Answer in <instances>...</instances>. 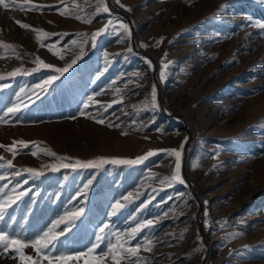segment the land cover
Masks as SVG:
<instances>
[{
  "label": "rangeland",
  "instance_id": "1",
  "mask_svg": "<svg viewBox=\"0 0 264 264\" xmlns=\"http://www.w3.org/2000/svg\"><path fill=\"white\" fill-rule=\"evenodd\" d=\"M5 3L0 203L8 197L15 203L0 230L28 243L23 254L40 264H93L100 257V264H114L111 253L103 256L109 240L115 243L113 233L128 240L132 228L152 220L126 245L140 250L122 254L120 264H200L202 234L204 264H264V0ZM108 3L114 10L104 12ZM110 20L93 43L92 33ZM121 23L134 27L133 39ZM32 29L51 35L38 41ZM37 57L54 67H41ZM73 59L67 72L55 71ZM50 76L58 79L37 87ZM89 96L93 102L85 108ZM13 106L20 110L5 116ZM20 140L28 147L14 144ZM168 149L180 150L181 160L185 154L192 189L183 177L184 183L162 182L175 170ZM150 150L155 154L138 164L61 166L97 157L135 159ZM117 201L124 207L114 212ZM80 209L67 231L64 225L54 230L63 234L48 249L31 247L53 221ZM104 224L109 228L100 233ZM98 234L106 238L89 252ZM0 264L26 262L14 248L0 246Z\"/></svg>",
  "mask_w": 264,
  "mask_h": 264
},
{
  "label": "snow or ice",
  "instance_id": "2",
  "mask_svg": "<svg viewBox=\"0 0 264 264\" xmlns=\"http://www.w3.org/2000/svg\"><path fill=\"white\" fill-rule=\"evenodd\" d=\"M28 3H31V0H27ZM101 3H104V0H100ZM117 2L119 3V0H117ZM0 4L3 5V7L5 9H9L10 5L8 3H5V0H0ZM25 5L21 4L20 7L23 8ZM123 6V5H122ZM33 7H38L37 5H33ZM104 12H108L110 11L109 8L105 5L102 9ZM62 15L65 13H61ZM77 19H80L79 16L76 17ZM87 22H91V21H87ZM16 23L20 24L21 27L23 28H30V25L27 24H23L20 21H16ZM112 24V21L110 20L108 22V25H105L104 28L99 29L98 31L92 33V41L93 43L95 42L96 38L98 36H100L102 33L106 32L107 28ZM121 27L125 30V32H127V34L130 36L131 35V30L129 28V26L127 24H123L121 23ZM260 27L264 28V25H260ZM34 32L37 33V40L40 41L41 39V34H43L44 36H49L51 34H48L46 32H44L42 29H32ZM43 46V45H42ZM49 48L51 50L52 46L49 45ZM131 49H129L130 51ZM55 54V53H54ZM62 58V57H61ZM38 64L43 67V68H53L54 66L48 63H45L42 59H40L39 57L36 58ZM78 59V58H77ZM76 63V59H73L71 64L66 65L63 68H55V71L57 73H60L61 75L65 72L68 71L69 68L72 67L73 64ZM151 62L149 61V64ZM164 67L166 68L167 65L165 64ZM36 70V69H34ZM17 72L19 71V69L16 70ZM10 75H15L14 73H11ZM161 76H163V72L161 73ZM2 78V77H0ZM58 79V77L56 76H50L46 81H44L43 85H37V87H46L47 85L52 84V82L54 80ZM6 86V85H5ZM100 93H95L94 95H99ZM151 96H152V102L153 105H155L156 103V89H155V85H153L152 87V92H151ZM89 102H93V96H89L88 100L85 102V108H87L89 106ZM98 103V102H97ZM115 103V101H114ZM111 105H108V107H110ZM20 109L18 106H13L11 108H8L7 112L5 113V116L9 115V114H15L16 112H18ZM84 113H82L83 115ZM93 119H95L94 117H92ZM3 118L0 117V120H2ZM98 123H104L103 120H98ZM110 127L112 126H116V125H112L109 124ZM122 134H127V133H122ZM20 144L23 145L25 148L28 147V142H25L23 140L20 141H14V144ZM0 147H5L3 145H0ZM183 148V145H181V149ZM9 151L13 152V155L16 154L14 148L9 147L8 148ZM168 152L170 155H175L176 157V164H175V170L174 173L171 177H165L162 182H169V183H173V182H180V183H184V180L181 176V151L177 150V149H168V150H163ZM33 155H36L35 152L32 153ZM48 155H52L55 156L56 153L48 151L47 152ZM155 152L150 150L145 156H140V157H136L135 159H127V158H116V157H97L94 160H87V161H80V160H76V163L73 165H69V164H63L61 165L62 167H72V168H76V167H99L102 164H106V163H112V164H138L141 163L144 159H146L148 156H152L154 155ZM60 159H65L64 157H60ZM9 166L12 165V161H8L7 162ZM0 167H2V165H0ZM57 170L55 166H53V171ZM25 171L34 174L35 176H40L43 175L42 172H38L36 169H32V168H28L25 169ZM20 173H17V175H19ZM0 179H3V177H0ZM89 183H91V181H89ZM85 188H87V185H85ZM20 195H23V193H20ZM131 195V194H130ZM20 198V196H16V200H18ZM125 200H128V197L124 198ZM15 203V200L12 199L11 197H8V202L7 203H0V220H3L4 218V213L7 207H9L11 204ZM113 209L114 212L115 210H119L121 208L124 207V204H121L119 201H117L115 204H113ZM83 211V209H80L79 211H74L71 213H66L64 217H61L60 219L53 221L52 222V226L49 227V229L43 234L42 237H38L36 240L31 241V247H33L34 249H36L37 253H40L46 249H48L49 245L53 243L54 240L57 239L58 235H62L63 231L60 233L55 232L54 230L59 227L60 225H64V231H67L68 225L71 224L73 221H75L76 219H78L80 217L81 212ZM205 215H207V213H205ZM153 226V221L152 220H147L141 224H137L135 228H132L126 235L128 236V240H122V236L125 235L124 233H120V232H115L113 233V236L115 238V243H113L111 240H109L108 242V252H105L103 254V256H108L109 253H111L112 256V260L114 261V264H120L121 262V258H122V254H127V253H132L135 254L137 253L140 248L141 245H136L135 247H131L128 246L126 247V245L129 244L130 239H134L135 235L139 232H141L143 229L148 228ZM109 228L108 224H104L101 228H100V233H105V230ZM238 235V234H236ZM105 236L103 235H97L96 240L97 243H94L92 245V248H90L88 251L92 252L93 249L97 248L99 246V243L103 242L105 240ZM0 246H3L4 250L7 252L8 249L14 248V250L16 252H18L20 254V258L21 260L25 261L26 264H40L39 260H33V258L31 256H25L22 252V249L28 246V243H26L25 241H22L16 237L10 236L9 234H6L4 231L0 230ZM153 245L151 244L150 241H147V248L146 250L151 251ZM198 250V249H197ZM83 255V254H80ZM47 258V257H46ZM70 257H57L56 259L59 261H66L67 259H69ZM103 257L100 258H96L93 262V264H100V260ZM138 258V257H137ZM49 264H51V259H49Z\"/></svg>",
  "mask_w": 264,
  "mask_h": 264
},
{
  "label": "water",
  "instance_id": "3",
  "mask_svg": "<svg viewBox=\"0 0 264 264\" xmlns=\"http://www.w3.org/2000/svg\"><path fill=\"white\" fill-rule=\"evenodd\" d=\"M108 7H109V9L114 10V9L112 8V6H111L109 3H108ZM117 11H118V10H117ZM134 31H135V30H134V27L131 26V35H132V39H133ZM134 50H135V51H138L136 48H134ZM190 139H191V137H190V135H188V137H187V139H186V142H188ZM184 147H185V146H184ZM185 158H186V157H185V154H183V157H182V160H181V175H182V177L185 179V181L187 182L189 188L192 189L191 184H190V182H189V179H188V177H187V175H186V172H185ZM199 211H200V204H198V206H197L196 214H197ZM197 224H198V227H199V226H200V225H199V222H198ZM202 241H203V244H204V246H205V251H204V254H203L202 258H201L200 264H204V262H205V260H206L207 253H208V243H207V240H206V238H205V235H203V234H202Z\"/></svg>",
  "mask_w": 264,
  "mask_h": 264
}]
</instances>
